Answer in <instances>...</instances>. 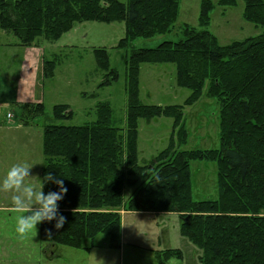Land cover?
Returning <instances> with one entry per match:
<instances>
[{"label": "trees", "instance_id": "1", "mask_svg": "<svg viewBox=\"0 0 264 264\" xmlns=\"http://www.w3.org/2000/svg\"><path fill=\"white\" fill-rule=\"evenodd\" d=\"M243 18L264 28V0H242ZM234 7L237 0H217ZM214 0H201L198 25L181 26V39L152 49H132L126 62L125 129L112 127L108 103L96 105V120L81 126L44 125L41 178L63 180L67 193L58 202L66 217L39 224L46 245L90 251L99 235L109 249L121 245L123 213L177 216L180 233L199 251L200 264H264V34L221 46L209 32ZM179 0H0V30L13 35L21 47L55 42L76 23L123 22L124 37L116 48L127 49L136 39L171 33ZM96 67L106 73L100 87L117 78L105 48L92 50ZM173 64L175 85L187 89L186 106L204 95L218 104L219 147L179 150L186 143L183 106L143 105L138 99L140 64ZM57 59H42V78L54 76ZM20 108L24 125L43 116V103ZM67 105H55L54 121L69 119ZM173 119L166 149L139 162L137 128L140 119ZM214 162L217 199L192 198L190 163ZM46 182L43 192L58 191ZM98 246V245H97ZM157 264L182 258L181 251L153 252Z\"/></svg>", "mask_w": 264, "mask_h": 264}, {"label": "rangeland", "instance_id": "2", "mask_svg": "<svg viewBox=\"0 0 264 264\" xmlns=\"http://www.w3.org/2000/svg\"><path fill=\"white\" fill-rule=\"evenodd\" d=\"M118 1L126 4L128 0ZM216 1L214 0V8L210 13L208 30L219 45L225 46L264 34L263 27L255 26L243 18L242 0H237L234 7H220ZM200 5L201 0H179L178 17L171 33L151 39H136L127 49L116 48L125 34L123 22L76 23L58 41H41L43 57L46 60L57 59L54 76L44 80L39 87L38 93L44 97L45 112L43 116L35 118L33 124L24 125L17 104L0 105V180L13 164L24 162L35 164L30 173L40 180L44 125L81 126L91 123L96 120L95 109L98 103L109 104L112 112L110 125L124 130L127 110L125 70L131 50L152 49L164 41L180 40L181 26L187 24L197 28ZM94 48H105L108 51L110 69L117 75L116 79L104 87H100V84L106 73L96 67L92 52ZM23 49L13 35L0 30V78H4L12 87L17 79ZM174 78L173 64H140V103L148 106H183L187 139L179 150L217 149L219 128L216 100L206 97L204 90L198 102L186 106L184 103L189 91L177 87ZM4 99V94L0 93V103ZM55 105H67L73 112L72 117L54 121L52 109ZM172 130L171 118L161 116L151 120L140 119L137 128L139 162L149 161L166 149ZM190 172L192 198L195 201L217 199L215 163L192 162ZM27 182L39 187V181L34 177H30ZM0 202L8 207L10 195L0 193ZM121 214L122 229L125 231V244L120 240L122 249H109L108 238L99 235L93 241L96 247L88 252L62 246L58 248L57 255L68 260L69 264H157L153 252L171 249L181 251L182 258H171L168 264H200L197 259L200 251L181 235L180 222L176 215ZM17 215L9 210H0V247H3L0 264H27L31 262L32 256L38 257L44 248L45 244L39 239V224L37 235L32 239L21 241L17 238L14 233ZM131 245L138 247H130ZM32 249L35 255L31 254ZM56 262L61 263L60 260Z\"/></svg>", "mask_w": 264, "mask_h": 264}, {"label": "clouds", "instance_id": "3", "mask_svg": "<svg viewBox=\"0 0 264 264\" xmlns=\"http://www.w3.org/2000/svg\"><path fill=\"white\" fill-rule=\"evenodd\" d=\"M8 115L11 117V113ZM33 165L27 162L13 164L0 180V193L10 195L9 211L18 214L15 217V233L21 241L35 237L37 225L42 222L55 220L57 230L66 222V217L58 212V202L67 193L63 180L46 174L41 181L31 175ZM30 177L39 181L38 188L34 183L27 182ZM46 182L54 183L59 190L45 194L43 187Z\"/></svg>", "mask_w": 264, "mask_h": 264}, {"label": "crops", "instance_id": "4", "mask_svg": "<svg viewBox=\"0 0 264 264\" xmlns=\"http://www.w3.org/2000/svg\"><path fill=\"white\" fill-rule=\"evenodd\" d=\"M40 49V47H28L23 49L14 87L8 85L4 78H0V93L5 96V99L0 103V105L44 102V97L38 93L41 83L44 82L42 78L43 55ZM20 127L21 126L19 124L18 129H20ZM0 210H9V208L4 207L0 202ZM124 236L125 231L124 229H121V241H123V245L125 244ZM59 247L62 246H51L45 244L43 250L39 252L40 255L38 257H36L33 251L34 249H32L31 254H34L35 256H32L30 260L31 262H28L27 264H69L68 260L57 255ZM130 247L138 246L131 245ZM39 248L41 249V246H39ZM119 249H122L121 245ZM2 251L3 247H0V252ZM58 260H60L61 263H57L56 261Z\"/></svg>", "mask_w": 264, "mask_h": 264}]
</instances>
